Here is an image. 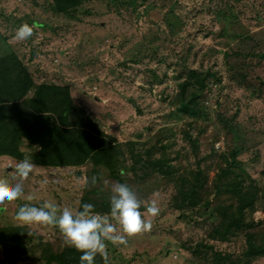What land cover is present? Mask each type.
<instances>
[{
    "label": "rangeland",
    "instance_id": "rangeland-1",
    "mask_svg": "<svg viewBox=\"0 0 264 264\" xmlns=\"http://www.w3.org/2000/svg\"><path fill=\"white\" fill-rule=\"evenodd\" d=\"M53 3L0 0V56L15 52L37 82L67 86L73 106L68 103L62 111L72 108L70 121L84 110L104 133L123 144L139 141L142 150L160 139L181 171L199 160L211 182L223 156L236 149L244 185L260 189L252 217L264 221V0H88L71 14L57 12ZM35 22L31 38L14 39L21 25ZM191 70L205 79L201 105L206 119L177 110L185 97L189 100V93L180 94L179 83ZM33 105L25 109L15 103V112L23 114ZM188 132L196 144L186 140ZM26 145L22 149L33 161V149L39 146ZM124 150L125 163H131ZM16 163L1 159L0 177L15 183ZM35 164L24 192L37 197L32 201L37 207L49 201L82 211L84 204L110 201L116 183L136 192L142 212L157 203L158 215L146 217L152 221L150 232L130 238L126 246L106 242L109 264H214L209 249L196 250L198 244L234 256L245 246V232L228 240L211 237V225L219 220L217 213L209 216L213 205L177 208L174 182L157 173L141 181L131 171L114 177L91 162ZM25 202H6V210L0 211V227H20L17 233L26 245V252L12 260L0 244V264H59L45 258L48 244L60 254L69 247L58 227L21 225L14 219ZM95 264H104L99 254ZM252 264H264V256Z\"/></svg>",
    "mask_w": 264,
    "mask_h": 264
},
{
    "label": "trees",
    "instance_id": "trees-1",
    "mask_svg": "<svg viewBox=\"0 0 264 264\" xmlns=\"http://www.w3.org/2000/svg\"><path fill=\"white\" fill-rule=\"evenodd\" d=\"M84 1L88 0H53V6L59 13L71 14ZM179 85L180 94L185 97L189 93V100L185 97L177 110L194 118H208L206 108L201 105L206 83L199 72L191 70ZM15 103L25 109H30V105L34 104V108L17 114ZM68 103L73 106L67 86L37 82L27 64L15 52L0 56V156L9 155L23 160L26 152L22 146L26 142L31 149L39 146L37 150L33 149L32 159L43 165L79 166L91 162L96 167L108 168L114 177L121 179L123 171H131L141 181L157 173L174 182L177 189L174 203L177 208L213 205L209 216L217 213L219 220L211 225V237L228 240L235 234L245 232V246L237 256L216 251L209 244L197 245L196 250L209 249L214 264H252L264 256V221H255L252 217L260 198V189L257 185H244L245 177L237 172L239 163L236 149L223 156L224 161L218 165V171L209 182L208 174L199 160L197 165L185 171L173 164L168 144H162L160 139L142 150L138 146L139 141L129 140L123 144L113 135L104 133L84 110L75 121H70L72 108L62 111ZM59 115L62 116L60 119ZM186 140L192 144L197 142L189 132ZM124 147L129 151L131 163H125L128 158ZM159 148L161 155H156ZM84 198L90 196L86 194ZM97 204L101 206L94 209L110 212V201L103 199ZM258 227L261 229L252 231ZM20 230V227L12 230L0 227L2 252L12 260L26 252V245L17 233ZM45 248L48 250L45 254L48 262L80 264L82 253L73 247L65 248L62 254L54 252L49 244Z\"/></svg>",
    "mask_w": 264,
    "mask_h": 264
},
{
    "label": "clouds",
    "instance_id": "clouds-1",
    "mask_svg": "<svg viewBox=\"0 0 264 264\" xmlns=\"http://www.w3.org/2000/svg\"><path fill=\"white\" fill-rule=\"evenodd\" d=\"M38 25L24 23L16 31L14 39L25 41L34 35ZM37 165L25 157L15 164L12 170V183L8 177H0V211L6 210V202L20 199L26 202L18 208L14 219L21 225L43 224L58 227L64 237L65 244L81 252L80 264H95L99 254L104 264H109L107 243L114 246H126L130 238L150 232L152 221L146 217L158 215L159 207L155 201L146 206L142 212L143 202L129 185L116 183L112 185L110 196V212L101 214L94 211V205L84 204L82 211H73L69 207L59 208L52 202L44 201L39 207L32 201L35 195H25L24 181ZM123 174V173H121ZM97 178L91 183L95 185Z\"/></svg>",
    "mask_w": 264,
    "mask_h": 264
},
{
    "label": "crops",
    "instance_id": "crops-1",
    "mask_svg": "<svg viewBox=\"0 0 264 264\" xmlns=\"http://www.w3.org/2000/svg\"><path fill=\"white\" fill-rule=\"evenodd\" d=\"M5 158H7L8 160H10L11 162H13V161H15V162L22 161V160H19V159L14 158V157H12V156H9V155H1V156H0V160H1V159H5Z\"/></svg>",
    "mask_w": 264,
    "mask_h": 264
}]
</instances>
